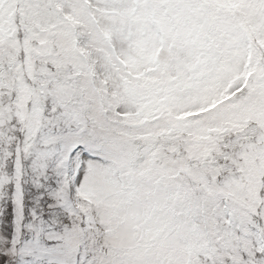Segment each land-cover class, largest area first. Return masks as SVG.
<instances>
[{"label": "snow or ice", "instance_id": "obj_1", "mask_svg": "<svg viewBox=\"0 0 264 264\" xmlns=\"http://www.w3.org/2000/svg\"><path fill=\"white\" fill-rule=\"evenodd\" d=\"M0 264H264V0H0Z\"/></svg>", "mask_w": 264, "mask_h": 264}]
</instances>
